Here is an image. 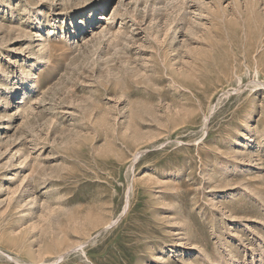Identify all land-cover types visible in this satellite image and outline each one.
I'll return each mask as SVG.
<instances>
[{"label": "rangeland", "instance_id": "rangeland-1", "mask_svg": "<svg viewBox=\"0 0 264 264\" xmlns=\"http://www.w3.org/2000/svg\"><path fill=\"white\" fill-rule=\"evenodd\" d=\"M258 62L264 0H0V264H264Z\"/></svg>", "mask_w": 264, "mask_h": 264}, {"label": "bare ground", "instance_id": "bare-ground-1", "mask_svg": "<svg viewBox=\"0 0 264 264\" xmlns=\"http://www.w3.org/2000/svg\"><path fill=\"white\" fill-rule=\"evenodd\" d=\"M250 48H251V50H250V55L252 56V57H254V55H255V53L257 52V43L255 42L254 43V41H252L251 40V43H250ZM253 59V61H254V64H255V60H254V58H252ZM252 61V62H253ZM260 63L258 62V65H257V67H255V69H254V73H255V77L254 78H256V82H257V84L256 85H262V86H264V80L263 79H261L262 77H261V65H259ZM239 79V78H238ZM239 82H240V80H239ZM239 82H238V84H239Z\"/></svg>", "mask_w": 264, "mask_h": 264}]
</instances>
